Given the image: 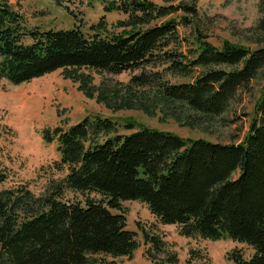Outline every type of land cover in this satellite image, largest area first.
I'll use <instances>...</instances> for the list:
<instances>
[{
  "label": "trees",
  "instance_id": "1",
  "mask_svg": "<svg viewBox=\"0 0 264 264\" xmlns=\"http://www.w3.org/2000/svg\"><path fill=\"white\" fill-rule=\"evenodd\" d=\"M9 1L0 0V77L19 85L61 70L86 98L113 113L161 112L180 127H200L221 117L264 67V0L258 4L261 35L255 49L228 40L218 48L207 41L195 1L115 0L106 10L127 20L117 22L123 31L106 37L98 33L105 30L102 21L89 37L76 26L27 31ZM190 25L191 39L181 38L179 28ZM83 69L138 73L126 85L100 90ZM125 124L136 130L120 134L116 120L88 115L66 128L42 131L45 143H56L63 175L40 196L0 189V264L131 260L139 245L126 228L122 204L135 201L160 224L177 226L182 237L229 239L252 249L249 258L232 251L233 264H264V87L238 145ZM66 192L80 198L65 199ZM142 240L152 264H178L158 234L142 231Z\"/></svg>",
  "mask_w": 264,
  "mask_h": 264
},
{
  "label": "rangeland",
  "instance_id": "2",
  "mask_svg": "<svg viewBox=\"0 0 264 264\" xmlns=\"http://www.w3.org/2000/svg\"><path fill=\"white\" fill-rule=\"evenodd\" d=\"M115 0H65L57 5L53 0H13L8 4L16 12L21 25L27 31L70 30L75 26L86 37L95 35L93 30L103 22L105 30L98 32L102 37L110 36L124 28L118 21H126V15L117 10H106ZM163 4L162 0H151ZM195 1L199 15L196 18L202 33L214 46L220 48L222 41L228 40L255 49L260 40L258 29L261 14L258 10L260 0H186ZM120 2V0H117ZM178 15V14H177ZM175 16V15H174ZM172 16V17H174ZM192 26L180 27L181 38H190ZM29 44L30 38H24ZM264 44V43H263ZM183 45L182 50H185ZM90 72L96 88L112 89L117 83L126 85L135 72L119 75ZM197 70L194 72L196 74ZM59 70L29 82L13 85L0 77V183L1 190L26 189L35 196L46 193L52 182L62 178L56 163L59 157L56 143L47 144L42 139L44 129L68 127L78 123L88 115H98L116 120L120 134H129L125 121L161 131L172 132L184 139H204L222 144H240L249 130L253 110L264 87V67L246 90L241 91L230 104L228 110L209 123L196 128L180 127L173 118L161 112L149 116L139 109L119 110L113 113L92 99L86 98L77 89V84L63 76ZM96 93V92H95ZM235 172L232 179H235ZM80 196L66 192L65 199ZM126 228L135 233L138 248L131 260L118 258V264H152L146 258L148 246L143 243L142 231L158 234L168 243L178 264H233L228 255L239 251L249 258L250 247L229 239L219 241L201 238H185L178 234L175 225L165 226L140 202H124ZM117 213V211H112Z\"/></svg>",
  "mask_w": 264,
  "mask_h": 264
}]
</instances>
